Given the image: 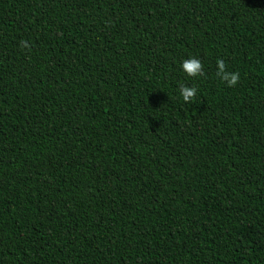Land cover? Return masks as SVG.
<instances>
[{
	"label": "trees",
	"instance_id": "1",
	"mask_svg": "<svg viewBox=\"0 0 264 264\" xmlns=\"http://www.w3.org/2000/svg\"><path fill=\"white\" fill-rule=\"evenodd\" d=\"M0 264H264V0H0Z\"/></svg>",
	"mask_w": 264,
	"mask_h": 264
},
{
	"label": "clouds",
	"instance_id": "2",
	"mask_svg": "<svg viewBox=\"0 0 264 264\" xmlns=\"http://www.w3.org/2000/svg\"><path fill=\"white\" fill-rule=\"evenodd\" d=\"M24 46L27 47L28 45L25 43ZM180 67L189 77H197L203 74V64L196 57L184 59ZM216 68V76L219 77L221 81L226 82L227 86L234 87L237 85L240 80V73L237 71H228L223 59H217ZM196 92L197 88L194 86H186L184 84L179 86V95L186 103L191 102L195 98Z\"/></svg>",
	"mask_w": 264,
	"mask_h": 264
}]
</instances>
